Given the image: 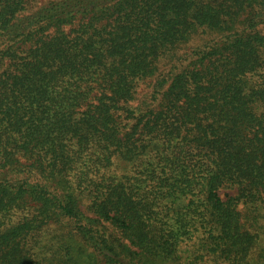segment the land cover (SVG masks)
I'll return each instance as SVG.
<instances>
[{
    "label": "trees",
    "instance_id": "obj_1",
    "mask_svg": "<svg viewBox=\"0 0 264 264\" xmlns=\"http://www.w3.org/2000/svg\"><path fill=\"white\" fill-rule=\"evenodd\" d=\"M0 264H264V0H0Z\"/></svg>",
    "mask_w": 264,
    "mask_h": 264
},
{
    "label": "rangeland",
    "instance_id": "obj_2",
    "mask_svg": "<svg viewBox=\"0 0 264 264\" xmlns=\"http://www.w3.org/2000/svg\"><path fill=\"white\" fill-rule=\"evenodd\" d=\"M223 192V195H224V191H222Z\"/></svg>",
    "mask_w": 264,
    "mask_h": 264
}]
</instances>
